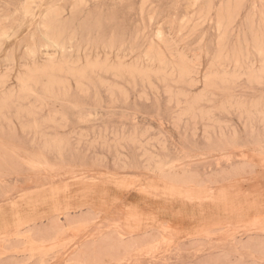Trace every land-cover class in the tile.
Here are the masks:
<instances>
[{"label": "rangeland", "instance_id": "374dc122", "mask_svg": "<svg viewBox=\"0 0 264 264\" xmlns=\"http://www.w3.org/2000/svg\"><path fill=\"white\" fill-rule=\"evenodd\" d=\"M0 264H264V0H0Z\"/></svg>", "mask_w": 264, "mask_h": 264}, {"label": "bare ground", "instance_id": "6f19581e", "mask_svg": "<svg viewBox=\"0 0 264 264\" xmlns=\"http://www.w3.org/2000/svg\"><path fill=\"white\" fill-rule=\"evenodd\" d=\"M143 12V11H142ZM183 22V21H182ZM191 22V21H190ZM181 32V31H180ZM179 34V33H178ZM188 36V35H187ZM34 55V54H33ZM172 55V54H171ZM159 56V55H158ZM223 59V58H222ZM136 69V68H135ZM169 94V93H168ZM197 100V99H196ZM242 106V105H241ZM206 113V112H205ZM208 114V113H207ZM227 204V203H226ZM221 210V207H220Z\"/></svg>", "mask_w": 264, "mask_h": 264}]
</instances>
